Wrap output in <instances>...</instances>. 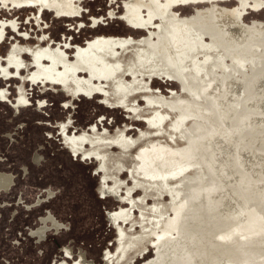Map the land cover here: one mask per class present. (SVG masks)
<instances>
[{
	"label": "rangeland",
	"instance_id": "374dc122",
	"mask_svg": "<svg viewBox=\"0 0 264 264\" xmlns=\"http://www.w3.org/2000/svg\"><path fill=\"white\" fill-rule=\"evenodd\" d=\"M73 3L0 0V264H207L186 254L193 209L148 106L264 69V0ZM241 24L258 38L227 44ZM167 43L180 68L154 54ZM94 56L113 81L78 66Z\"/></svg>",
	"mask_w": 264,
	"mask_h": 264
},
{
	"label": "water",
	"instance_id": "95a60500",
	"mask_svg": "<svg viewBox=\"0 0 264 264\" xmlns=\"http://www.w3.org/2000/svg\"><path fill=\"white\" fill-rule=\"evenodd\" d=\"M148 110L217 264H264V69Z\"/></svg>",
	"mask_w": 264,
	"mask_h": 264
},
{
	"label": "bare ground",
	"instance_id": "6f19581e",
	"mask_svg": "<svg viewBox=\"0 0 264 264\" xmlns=\"http://www.w3.org/2000/svg\"><path fill=\"white\" fill-rule=\"evenodd\" d=\"M7 1L8 2L9 1L10 2H17V3L18 2H24V0H7ZM73 1L74 0H65L66 5H67V7L65 8V11L66 12H72V13H74L75 10H76L75 12H79V9L74 7ZM258 1L259 0H256V2H258ZM262 8L264 9V7H262ZM227 29H228V31L225 34V37H226L225 39H226L227 44H229V45L237 44L239 47H245V46H247L249 44V42H251V41H250V39H248V38L245 37L246 35H253V36H256V38H258V36H257L258 34L256 33V31L250 30L249 28L243 26V24H241V25H239L237 27H227ZM183 30H188V29L183 27ZM154 52H155L154 54H156L158 56H161V58L167 63V65L170 68L177 69L178 64L181 63V60L182 59L179 58L180 57V54H178L177 48L174 47V46H172L171 43H167V46L166 47L161 46L158 49H154ZM103 59L95 58V56H94V58L87 57V59L86 58L83 59L84 61H82V63L80 62V64L78 66H82V67H86L87 66L88 69H90L91 71L93 70L94 72H98L100 75H102V77L105 78L106 81H113V74H115L114 72H116L118 70V68H116V67L114 68V66H113V70H112V68L107 65L108 63L109 64H111V63L108 62L106 64V62H105L106 60L105 61H102ZM72 72L73 71H70L68 73L67 82L68 83H72L74 86L79 87L81 93H86L87 95L91 96L93 94V92H95V91H97L98 93L101 92V91H105L101 87L92 88L88 83H86V84H83L82 83L81 84V82H80L81 80H76V79H73V78L70 79L71 78L70 77V74ZM198 79H199V77H198ZM198 83H199V81L197 82V84ZM197 84L194 85V82L191 83V87L190 88L193 87V88H197L198 89V85ZM216 84H218V83H216ZM189 85H190V83H189ZM194 91H197V90H194ZM157 100H159V99H157ZM119 104H120V106L125 107L128 110H130V109L133 110L134 113L137 112V109H134V108L130 107L128 104H126V102H124L122 100H120ZM145 120H146V118H145ZM100 158H101L100 159L101 161L103 159H105L104 156H101ZM169 167H170V165H169ZM11 184H13V178L11 176L1 175L0 174V192H1L2 189L8 190L11 187ZM184 221L186 223V229H187V231H186L187 232L186 237H188V240H189L188 241L189 242L188 245L185 246V251L186 250L188 251V255H190V253H192V256H196V257L197 256H200V258L202 257L201 259H203L204 257H206L207 258V261H208L207 264H212V263L216 262L213 254L211 252V249H210V247H209V245L207 243V240H206V238L204 236V233H203V231H202V229L200 227V224H199V222H198V220L196 218V215H195L194 211H189V213L185 215ZM187 251H186V254H187Z\"/></svg>",
	"mask_w": 264,
	"mask_h": 264
},
{
	"label": "flooded vegetation",
	"instance_id": "af4514ba",
	"mask_svg": "<svg viewBox=\"0 0 264 264\" xmlns=\"http://www.w3.org/2000/svg\"><path fill=\"white\" fill-rule=\"evenodd\" d=\"M36 160H37V158H36ZM1 175H7V174H3V173H0ZM7 176H10V175H7ZM12 177V176H11ZM13 178V177H12ZM11 187H12V184H11ZM11 187L8 189V190H6V189H2L1 190V192H0V194L2 193V192H5V191H9L10 189H11ZM52 222V224H53V226L55 227V228H59V224H58V222L56 221V219L54 218V217H52L51 215L50 216H48L47 218H43L42 219V224H43V226L38 230V231H36L35 233H36V235H38L39 237H43L45 234H46V232L48 231V228H49V226L48 225H46V223L47 222ZM56 223V224H55ZM59 230V229H58Z\"/></svg>",
	"mask_w": 264,
	"mask_h": 264
}]
</instances>
